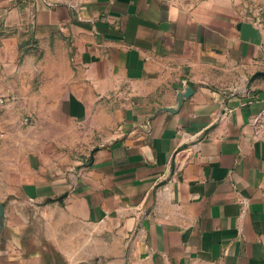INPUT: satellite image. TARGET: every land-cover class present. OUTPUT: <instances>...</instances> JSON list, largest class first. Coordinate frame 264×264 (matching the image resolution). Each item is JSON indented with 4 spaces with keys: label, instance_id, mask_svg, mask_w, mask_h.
<instances>
[{
    "label": "crops",
    "instance_id": "crops-1",
    "mask_svg": "<svg viewBox=\"0 0 264 264\" xmlns=\"http://www.w3.org/2000/svg\"><path fill=\"white\" fill-rule=\"evenodd\" d=\"M0 11L47 46L67 137L0 158V264H264V0Z\"/></svg>",
    "mask_w": 264,
    "mask_h": 264
},
{
    "label": "rangeland",
    "instance_id": "rangeland-1",
    "mask_svg": "<svg viewBox=\"0 0 264 264\" xmlns=\"http://www.w3.org/2000/svg\"><path fill=\"white\" fill-rule=\"evenodd\" d=\"M52 64L32 19L21 11H0V158L23 162L34 144L48 147L57 135L67 138L46 118L48 98L56 92L50 85L60 88L49 80Z\"/></svg>",
    "mask_w": 264,
    "mask_h": 264
},
{
    "label": "built area",
    "instance_id": "built-area-1",
    "mask_svg": "<svg viewBox=\"0 0 264 264\" xmlns=\"http://www.w3.org/2000/svg\"><path fill=\"white\" fill-rule=\"evenodd\" d=\"M263 119H264V117L262 115V116H260V117H258V118H256L254 120V124L256 125L257 132L258 133H261V132L264 131V122H263Z\"/></svg>",
    "mask_w": 264,
    "mask_h": 264
},
{
    "label": "water",
    "instance_id": "water-1",
    "mask_svg": "<svg viewBox=\"0 0 264 264\" xmlns=\"http://www.w3.org/2000/svg\"><path fill=\"white\" fill-rule=\"evenodd\" d=\"M190 97V90H188L186 93H183L179 97V104L181 105L184 99ZM4 217V210L2 207H0V219Z\"/></svg>",
    "mask_w": 264,
    "mask_h": 264
}]
</instances>
